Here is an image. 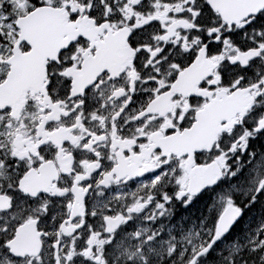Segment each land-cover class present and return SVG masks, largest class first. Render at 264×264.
Wrapping results in <instances>:
<instances>
[{"label": "snow or ice", "instance_id": "1", "mask_svg": "<svg viewBox=\"0 0 264 264\" xmlns=\"http://www.w3.org/2000/svg\"><path fill=\"white\" fill-rule=\"evenodd\" d=\"M0 264H264V0H0Z\"/></svg>", "mask_w": 264, "mask_h": 264}]
</instances>
